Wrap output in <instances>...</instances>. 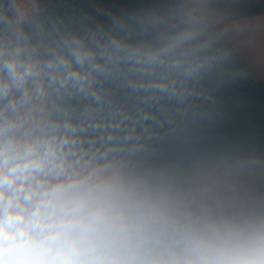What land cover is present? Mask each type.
I'll return each instance as SVG.
<instances>
[{
	"label": "clouds",
	"instance_id": "1",
	"mask_svg": "<svg viewBox=\"0 0 264 264\" xmlns=\"http://www.w3.org/2000/svg\"><path fill=\"white\" fill-rule=\"evenodd\" d=\"M212 0H0V264H264V141Z\"/></svg>",
	"mask_w": 264,
	"mask_h": 264
},
{
	"label": "trees",
	"instance_id": "2",
	"mask_svg": "<svg viewBox=\"0 0 264 264\" xmlns=\"http://www.w3.org/2000/svg\"><path fill=\"white\" fill-rule=\"evenodd\" d=\"M212 4L220 11L228 7L233 20L264 14V0H212ZM222 44L231 53L233 66L240 73L235 86L226 93L234 111L225 130L264 141V82L224 38Z\"/></svg>",
	"mask_w": 264,
	"mask_h": 264
},
{
	"label": "crops",
	"instance_id": "3",
	"mask_svg": "<svg viewBox=\"0 0 264 264\" xmlns=\"http://www.w3.org/2000/svg\"><path fill=\"white\" fill-rule=\"evenodd\" d=\"M212 7L219 10L213 4ZM219 12L221 14L217 15L223 26V38L245 60L248 68L264 82V14L233 20L228 7L224 6L223 11Z\"/></svg>",
	"mask_w": 264,
	"mask_h": 264
},
{
	"label": "rangeland",
	"instance_id": "4",
	"mask_svg": "<svg viewBox=\"0 0 264 264\" xmlns=\"http://www.w3.org/2000/svg\"><path fill=\"white\" fill-rule=\"evenodd\" d=\"M215 12H216V14H221L220 12H219V10H214ZM251 20V19H250ZM249 23H253L254 21H248Z\"/></svg>",
	"mask_w": 264,
	"mask_h": 264
}]
</instances>
